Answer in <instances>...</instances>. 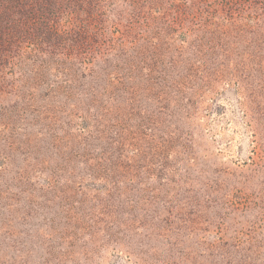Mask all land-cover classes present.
<instances>
[{
    "label": "rangeland",
    "instance_id": "374dc122",
    "mask_svg": "<svg viewBox=\"0 0 264 264\" xmlns=\"http://www.w3.org/2000/svg\"><path fill=\"white\" fill-rule=\"evenodd\" d=\"M0 264H264V0H0Z\"/></svg>",
    "mask_w": 264,
    "mask_h": 264
}]
</instances>
